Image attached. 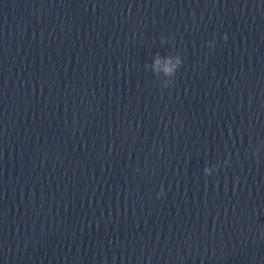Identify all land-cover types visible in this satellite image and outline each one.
Wrapping results in <instances>:
<instances>
[{"label": "clouds", "instance_id": "obj_1", "mask_svg": "<svg viewBox=\"0 0 264 264\" xmlns=\"http://www.w3.org/2000/svg\"><path fill=\"white\" fill-rule=\"evenodd\" d=\"M224 39L227 40V35L224 36ZM161 43H167V38H161ZM214 45V41L209 42V47ZM183 59L179 54L172 55H161L156 53L152 58V62L146 64L145 67L150 69L152 73L158 77L162 76L161 84L164 88H168L173 84V78L175 77L178 69L182 66ZM212 167H205L204 173L206 175L212 174ZM160 195H163V189H161Z\"/></svg>", "mask_w": 264, "mask_h": 264}]
</instances>
